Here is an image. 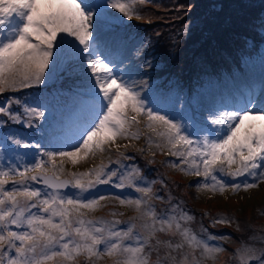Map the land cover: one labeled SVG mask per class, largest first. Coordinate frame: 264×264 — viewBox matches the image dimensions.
<instances>
[{"label":"snow or ice","instance_id":"1","mask_svg":"<svg viewBox=\"0 0 264 264\" xmlns=\"http://www.w3.org/2000/svg\"><path fill=\"white\" fill-rule=\"evenodd\" d=\"M135 3L136 0H0V93L39 87L58 70L71 75L85 62V72H91L75 86L71 102L63 107L59 118L45 129L52 147L42 152L49 158L48 163L36 159L23 171L11 167L0 170V264H51L58 258L63 264H79L77 258L81 256L86 258L85 264H95L104 256L114 257V264L215 261L224 249L208 243L215 237L206 229L197 234L185 226L192 216L175 206L171 209L174 214L157 216L143 198L151 199L150 184L140 186L131 179L133 173L142 179L138 169L125 166L126 172H118L102 163L84 172L69 173L71 179H61L63 166L61 163L57 168V157L75 165L90 155L103 153L118 139L138 140L142 135L141 118L144 127L157 138L145 136L149 146L167 147L170 155L180 158L179 164L172 165L174 168L205 178L198 188L213 193H223L228 188L237 192L264 181V94L249 95L209 110L207 122L200 127L183 111L179 118L173 114L180 99L178 93L158 89L142 95L143 89L137 90L134 82L113 72L109 57L121 48L123 37L118 27L122 21L112 10L129 20L141 19ZM13 102L19 103L9 97L8 104ZM25 112L38 122L45 117L46 108L27 106ZM0 113L17 119L7 105L0 106ZM185 119L192 120L193 131H188ZM28 126L36 125L29 120ZM14 143L25 148L33 146L22 139H14ZM125 159L130 157L118 150L117 160L110 163L119 165ZM32 171L36 174L29 177L27 173ZM13 175L24 177V181H39L51 192L29 189L23 186L24 181H11L22 186L8 190L5 186ZM223 176L233 181L241 176L246 179L242 184H229ZM126 179L143 194L135 199L115 197L121 205L135 207L138 216L127 221L85 217L81 210L98 209L100 201L107 199L103 194L83 198L61 194L69 186L81 194L90 193L97 185L123 188ZM137 219L142 220L139 230L134 223ZM226 222L220 217L213 220L214 225ZM120 224L126 227L117 230ZM11 226L22 230L13 231ZM158 232L178 234L181 240L162 241ZM153 253L155 260L151 259ZM234 256L241 257L238 264H251L253 260L264 264V249L257 254L245 245L244 252L238 249Z\"/></svg>","mask_w":264,"mask_h":264},{"label":"rangeland","instance_id":"2","mask_svg":"<svg viewBox=\"0 0 264 264\" xmlns=\"http://www.w3.org/2000/svg\"><path fill=\"white\" fill-rule=\"evenodd\" d=\"M136 2L140 3L139 0ZM135 9L141 19L133 17L123 21L124 27L127 28L125 31L119 30L123 37L122 46L119 50L113 51L109 59L113 61V72L134 82L137 90L143 89L142 95L150 94L158 89L178 93L180 99L176 102V113L173 114L179 118L180 112L183 111L191 115L198 126L203 127L208 120L209 110L221 105H230L249 95L261 97L264 94V0H145L141 7L135 3ZM112 11L118 18L122 16L115 10ZM256 43H259L257 47L262 56L252 58L241 74H236L223 82L211 83L198 92L195 91L199 77L204 72L217 68L218 60L220 62L223 58H231L232 63H235V56H238L242 50L246 54L251 46H256ZM211 58L215 62L211 61ZM85 70L86 62L83 68H78L71 75L68 71L58 70L56 75L51 77L53 82L50 86L56 89L49 91L46 87L51 100L56 102L57 94L59 95L61 91L63 94L58 106L51 110L54 117L49 120L45 116L37 122L34 117H29L25 112L27 106H40L42 109L46 108V114L48 113V107L41 101L33 99L34 94L29 95L28 101H24L26 96L22 94H11L12 91L0 93V101L6 99L5 102H8L9 97L19 101V103L0 104V106L7 105L12 114L17 117L14 120L9 115L5 117L3 113H0V170L6 171L8 167H11L17 171H23L25 167L34 164L36 159H42L48 163L49 158L42 155V152L52 150V147L48 142L49 137L45 129L54 119L59 118L63 107L71 102L75 86L80 84L85 76H91V72H85ZM67 77L72 78L69 84L72 92L65 94L61 85ZM46 88L41 91L46 92ZM190 92L192 94H187ZM29 120H32L36 126L29 127ZM183 123L188 126V131H193L192 120L185 119ZM208 127L211 126L208 125ZM139 128L142 135L138 140L118 139L116 144L106 148L103 153L90 155L75 165L67 158L61 161L57 157L56 165L59 168L62 163L61 179H71L69 173L84 172L102 163L118 172H126L125 166L134 167L139 170L142 179L137 178L135 173L131 179L140 186H145V183L150 184L151 199L143 197V194L137 192L135 187L130 186L127 179L124 181L123 188H117L111 184L97 185L90 193L81 194L70 186L68 193L61 194L79 195L80 198L105 195L107 199L100 201L98 209L95 211L82 209L81 211L87 219L103 218L109 222L127 221L130 217L138 216L134 206L121 205L115 197L124 199L143 197L150 204L158 202L160 205L156 209L158 217L163 214L166 218L174 214L171 211L174 206L178 207L193 217L185 225L186 227L197 234H201L202 228L206 229L215 237L214 240H208V243L219 245L224 249L217 255L215 261L204 259L202 264H234V261L238 264L241 257L234 254L238 249L244 252L245 245L259 254V251L264 249V181H259L255 188L246 191L241 189L237 192L228 188L223 193L219 191L213 193L198 188L197 184L203 183L205 178L186 175L179 168H174L172 165L179 164L180 158L170 155L167 147L158 148L155 144L149 146L145 136L157 138L144 127L142 118ZM14 139H22L24 143L33 146L28 148L22 145L17 146ZM37 144L39 148L35 147ZM118 150L130 159L122 160L119 165L110 163V160H117ZM160 157L165 158L164 164ZM49 167L51 168L50 164ZM164 167L172 175L165 174ZM181 167L186 166L181 165ZM232 167L235 169L236 165ZM35 174V171L27 173L29 177ZM222 178L229 184L233 182L242 184L246 179L243 176L237 177L235 181L227 176ZM247 179L251 181L250 177ZM11 181H24V177L13 175L10 183L5 186L8 190L22 186ZM208 182L211 183L210 178ZM23 186L39 190L41 193L51 192L42 188L38 181L30 179L24 181ZM216 217L228 222L214 225L213 220ZM134 223L139 230L142 220L137 219ZM125 227V224H120L116 226V229ZM11 230L22 229L11 226ZM203 235L206 236V233ZM157 237L162 241L171 240L173 243L181 240L178 234L173 236L158 232ZM197 256L199 257V252ZM155 258L153 253L151 259L155 260ZM77 260L79 264H85L86 258L81 256ZM114 260V257L104 256L96 260L95 264H114ZM51 264H63V262L58 258ZM251 264L256 262L253 260Z\"/></svg>","mask_w":264,"mask_h":264},{"label":"trees","instance_id":"3","mask_svg":"<svg viewBox=\"0 0 264 264\" xmlns=\"http://www.w3.org/2000/svg\"><path fill=\"white\" fill-rule=\"evenodd\" d=\"M136 4L139 7L142 6V3L136 2ZM119 19L122 21V23L119 24V28H122L123 21L125 19H127V18L121 16ZM258 44L256 43L255 47L251 46L250 47V51L247 52L246 54L244 53V50H242L241 53L238 56H235L236 57V62L235 63H232V59L231 58H227V59L223 58L220 62L218 60L217 63L219 64V66L217 68L210 69V71L204 72L202 74V76L199 77V79H198L199 82H197L198 86L195 87V91L198 92L202 88H204L205 86H208L211 83L223 82V81H226V80L232 78L236 74L242 73L245 70V68L247 67L249 61L252 60V58H255V57H258V56L260 57L262 55L261 53H259V48L257 47ZM211 61L215 62V60L213 58H211ZM64 79L65 80L62 81L61 88H62L63 92L65 93L67 91V88L70 87L69 84H70L72 78L71 77H67V78H64ZM52 82H53V79L50 78L43 85H41L39 87L20 89L18 91H14V92L12 91L10 93L11 94L19 93V94H22L23 96H26V99L24 101H28L29 100V97H30L29 95L30 94H34L33 95V99H37L38 101H41L43 99L45 101V103H49V99H50L49 95H50V93L48 92L46 87H48L49 91H52L53 89L56 90L54 86H50V85H52ZM59 82H61V81H59ZM44 88H46V92L45 91L42 92ZM61 92H59L60 93L59 95L57 94V99L62 98V94L63 93H61ZM182 94H186V93H182ZM187 94H192V93L190 92V93H187ZM5 101H6V99H3V101H0V104H2V103L8 104V102H5ZM11 113H13V112H11ZM3 114L5 115V117L8 116L5 113H3ZM138 157H140V155ZM137 159H139V158H137ZM156 160H159V159H156ZM160 160H161V162H163L162 164H164L165 158L160 157ZM164 173L165 174L166 173H170L171 174V172H169L168 169L165 168V167H164ZM161 195H164V194H161ZM151 205L154 207V209H155V211L157 213L156 209H157L158 206H160V205H158V202H154Z\"/></svg>","mask_w":264,"mask_h":264},{"label":"water","instance_id":"4","mask_svg":"<svg viewBox=\"0 0 264 264\" xmlns=\"http://www.w3.org/2000/svg\"><path fill=\"white\" fill-rule=\"evenodd\" d=\"M42 187L51 191V189L47 188L43 183H42ZM68 188L69 187H67L66 189H62L61 192H64V191L68 190Z\"/></svg>","mask_w":264,"mask_h":264}]
</instances>
